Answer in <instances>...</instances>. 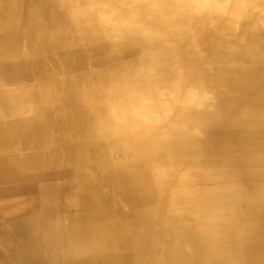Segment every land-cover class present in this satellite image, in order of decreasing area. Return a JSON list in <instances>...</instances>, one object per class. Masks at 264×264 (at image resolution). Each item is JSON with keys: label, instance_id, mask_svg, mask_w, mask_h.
<instances>
[{"label": "bare ground", "instance_id": "bare-ground-1", "mask_svg": "<svg viewBox=\"0 0 264 264\" xmlns=\"http://www.w3.org/2000/svg\"><path fill=\"white\" fill-rule=\"evenodd\" d=\"M0 264H264V0H0Z\"/></svg>", "mask_w": 264, "mask_h": 264}]
</instances>
